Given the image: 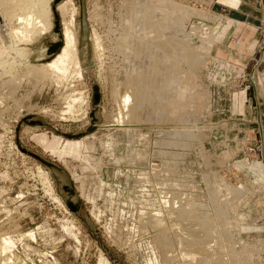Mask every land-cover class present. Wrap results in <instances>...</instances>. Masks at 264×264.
I'll return each mask as SVG.
<instances>
[{
	"label": "rangeland",
	"instance_id": "374dc122",
	"mask_svg": "<svg viewBox=\"0 0 264 264\" xmlns=\"http://www.w3.org/2000/svg\"><path fill=\"white\" fill-rule=\"evenodd\" d=\"M34 1L9 5V33ZM44 1L47 33L26 27L22 55L0 40V240L13 242L0 262L188 264L193 250L183 254L173 222L195 213L226 217L201 224L216 237L195 261L264 264V0H169L196 13L189 63L173 65L183 95L171 104L162 78L143 84L144 98L129 86L136 77L125 79L122 52L133 46L122 20L136 0H74L76 48L60 73L43 66L55 55L47 45L62 42L64 0ZM126 92L139 123H118Z\"/></svg>",
	"mask_w": 264,
	"mask_h": 264
},
{
	"label": "bare ground",
	"instance_id": "6f19581e",
	"mask_svg": "<svg viewBox=\"0 0 264 264\" xmlns=\"http://www.w3.org/2000/svg\"><path fill=\"white\" fill-rule=\"evenodd\" d=\"M16 1L17 0H0V40L3 41L5 44H9L8 48H10V50L12 49L13 53L19 55V53L22 50L24 51V49L26 47L24 46L25 47L24 49L23 48L20 49V48H18V46L19 45L22 46V44H24L25 42H28V39H29V34L25 32L26 27H29V26L31 27L34 24H37L38 26L40 25V27L43 29L42 32L44 34L47 33V31H48V28L46 26L47 25V19L49 17V14L52 13L51 12L52 7L49 5V1L45 2L44 0H35L34 3L38 6L39 9H37V11H35V9L32 10V11H34L33 13H31L32 11H30V14L28 13L26 16H19L16 20L18 25L23 24L25 27L22 26L23 28H21V27L19 28V26H18L16 28L12 29V31L9 33L8 30L6 29L8 27V17H9L8 13L10 12V10H12L9 5L11 3L16 2ZM127 1H132V0H127ZM170 1L169 0H168V2L166 0H162V1H158V2H153L152 0H136V1H134V3L136 4L135 8H132L128 12V14H129L128 17L127 18L123 17V20H122V21H124V23H123L124 24L123 30L125 31L124 34L129 37V40L132 43L133 49H129V50L122 52V55H123L124 65H125L123 68V72L125 74V79L126 78L129 79L131 77H136V79H137L136 82H131V83L129 82V86L131 88H133V89L138 88L139 96H137V98H140V97L144 98L142 93H145L146 89L143 87V84L145 85V83L152 82L153 77L156 76V77L162 78V80L164 81V84L167 86V89L165 91L169 90L171 92L170 94L168 93L169 97H171V99L168 97L169 103L171 104L172 102H174V100H176V101L178 100V99H176V96L182 93L181 89H182V84H183L181 82L180 76L176 74V72H177L176 68L177 67H175V70H174L173 65H175L174 63L176 61H177V64H178V61H181L184 63H189V59H188L189 55L183 53V47L189 46L190 39H191V38H189V36H191V35L187 31V29H188L187 20H188V17L190 14L188 15L187 13H191L193 15H196V13L191 12L190 11L191 9L189 10V8L188 9H186V8L183 9L182 7L178 8L174 4V1H172V2H170ZM175 3H177V2H175ZM56 9H58V11L60 12V15L62 17V24H63L62 42H61V44L54 45V46H52L50 44L47 45V52H48V50L50 51V49H52L50 52L52 53V51H55V55H54L53 60H51L48 63L46 62L45 65L43 66V68H46L53 73H56V72L60 73V72H67L68 71L69 65L73 61V57H74V52H75V48H76V42H75L76 38L74 37L73 23L75 22V17H76V10H75L76 5L74 3V0H64L58 5V7ZM201 14H198V16ZM193 15H191V16H193ZM51 17L53 18V14ZM6 30H7V32H6ZM155 45H161V47H157ZM162 46H164V48H162ZM156 48H159V49H156ZM42 49H43L42 47L40 49H38L40 53H43L44 50L42 51ZM160 49H161V51H160ZM7 51L9 52V50H7ZM4 53H5V51H3L0 48V59L1 60L5 59V58L7 59V57H8L7 55L5 56ZM160 53L162 55H160ZM51 55H53V54H51ZM193 57H195V56H193ZM191 62H192V60H191ZM193 63H194V61H193ZM6 66H8V65L3 60V62L0 63V68L3 69ZM32 66H35V65H32ZM190 66H191V64H190ZM36 71L37 70H31L28 72V74H32V76L38 75L39 73ZM174 71H176V72H174ZM168 73H169V75H168ZM181 95H183V94H181ZM120 102H121L120 103L121 106L118 105L121 109V111L119 112L120 113V115H119L120 122H118V123H122V124H131L134 122L136 123L137 119L133 118V116H132L133 110H135L136 96L130 92H126L124 94V96H122V100ZM161 108H162V111L165 110L163 105ZM156 115H157L156 119H158V121H160L161 116L158 113V110H157ZM137 122L139 123V121H137ZM188 134H189V132L186 133L184 131L183 133H180V132L176 131L175 133L172 134V136L176 137V138L177 137L182 138L184 135L187 136ZM177 140H179V139H177ZM215 206H216V204H215ZM218 207H219V205L216 206L215 208H218ZM213 208H214V206H213ZM215 208H214V210H215ZM219 211H221V210L219 209ZM219 211L217 212V209H216V211H215L216 215L219 214ZM215 212L213 211V213H215ZM221 213H223V212L221 211ZM189 214H191V215L189 216ZM189 214L188 215L186 214L188 217H186V218L183 217L184 219H180L181 217L179 216L180 217L179 220L176 218V221L173 222V223H175V228H174V230L176 229L175 232L177 233V231H178V235L182 234V238L180 237L181 235L178 237V238H181L180 244H183V246H186L185 250H184V247L182 246V250H180V248H179L180 251H178V252L181 253V251L184 250L183 254L185 255V253L186 254L188 253L187 254V257H188V255L190 254V251L193 250L195 258H194V261L192 259L190 260L191 262L189 261L190 264H192V263L197 264V262H199L198 264H209L210 263L209 261L211 260V258L209 261H207L208 259L207 260L203 259V260H206L207 263H206V261H205V263H203L204 261L201 263L200 262L201 260L200 261H195V260H197V257H198L197 254L200 255V253L202 251H204L206 253L207 250L205 249L206 248L205 246H206V244L209 245L211 243V241L206 243L207 237L209 239L210 236H212V234H213V236L216 237V235H214L215 232H213L214 230L212 231L211 227H210L211 232L208 233L209 232L208 230H207L208 232H206L204 230V228L201 229V227H202L201 224H203V223H206V224L211 223L212 224L215 217H214V215H213V217H211L209 215L208 216L205 215V218H204V217H201V214H199V215L195 214V213H189ZM222 215H224V213ZM220 216H221V214H220ZM218 218L219 217H217L215 219L217 220ZM220 219H218L219 220L218 223L221 222ZM151 223L152 224H158L157 220L156 221L152 220ZM218 223H215V224H218ZM222 223L224 224L225 221H223ZM161 224L162 223H160V225ZM163 225H161V226H163ZM169 225H171V224H169ZM173 225H171V226L173 227ZM205 226H207V225H205ZM205 226L203 225V227H205ZM221 226H222L221 223L219 224V226L217 225V227H220L222 230ZM171 229H170V231H171ZM181 231H185L186 236L183 234V232L181 233ZM216 231H218V230H216ZM226 231H228V230L227 229L223 230V233L221 232V234L227 235ZM166 232H168V231H166ZM187 232L189 234H196L195 232H200L201 236H199V234H198L199 238L198 237L196 238V236L194 238L193 237L194 235L193 236L190 235V237H189V235L187 236V234H188ZM218 232H220V230ZM218 232H216V233H218ZM169 235H168V238H166L168 240H169ZM183 235H184V237H183ZM225 235H224V238L227 240V238H226L227 236L225 237ZM191 237H193V238H191ZM162 238H163V236H162ZM175 238H176V236H175ZM166 239H164V240H166ZM210 239L212 240V238H210ZM217 239H218V237H217ZM229 239L230 238H228V240ZM177 240H179V239H177ZM219 240H221V239H219ZM221 241H223V239ZM169 243H172V242L169 241ZM172 245H173V243H172ZM172 245L170 244V246H172ZM226 245H228V244H226ZM230 245H232V244H230ZM12 246H13V242L11 241V239H7L5 237V238L0 240V248L3 249V252H4V250L9 251ZM203 246L205 248H202ZM227 247H225V249ZM221 248L224 251V246L220 247V250L222 251ZM209 249H211V248H209ZM230 249H229V251H230ZM209 251H211V250H209ZM226 251L228 252V250H226ZM236 252H237V250H236ZM229 253H231V252H228V254ZM183 254H182V256H183ZM228 254L226 253V255H228ZM165 255H166V253H165ZM201 256L203 257V255H201ZM230 256L231 255H229L227 257L229 258ZM232 256H233V254H232ZM237 256H239V255H237ZM234 258H235V256H234ZM5 259H6V261L1 260L0 264H10L11 263L10 259L9 260H7V258H5ZM231 259H233V258H231ZM227 260H230V259H227ZM227 260L225 263H227ZM238 260H237V262H238ZM231 262H233L232 260L229 261V263L233 264ZM237 262H235V263H237ZM220 263L218 262V264H220ZM225 263H222V264H225Z\"/></svg>",
	"mask_w": 264,
	"mask_h": 264
},
{
	"label": "crops",
	"instance_id": "0c3cea01",
	"mask_svg": "<svg viewBox=\"0 0 264 264\" xmlns=\"http://www.w3.org/2000/svg\"><path fill=\"white\" fill-rule=\"evenodd\" d=\"M198 1H199V0H198ZM207 1H208V3L205 2V1H201V3H206V4H211V3H212V4L214 5V1H213V0H207ZM212 4H211V5H212ZM232 8H233V7H232ZM240 8H241V7L234 8V9H235V10H237V9L239 10Z\"/></svg>",
	"mask_w": 264,
	"mask_h": 264
}]
</instances>
